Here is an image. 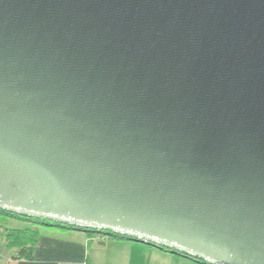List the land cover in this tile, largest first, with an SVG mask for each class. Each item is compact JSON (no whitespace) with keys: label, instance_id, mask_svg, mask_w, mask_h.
Segmentation results:
<instances>
[{"label":"water","instance_id":"95a60500","mask_svg":"<svg viewBox=\"0 0 264 264\" xmlns=\"http://www.w3.org/2000/svg\"><path fill=\"white\" fill-rule=\"evenodd\" d=\"M0 210L264 264V0H0Z\"/></svg>","mask_w":264,"mask_h":264},{"label":"crops","instance_id":"0c3cea01","mask_svg":"<svg viewBox=\"0 0 264 264\" xmlns=\"http://www.w3.org/2000/svg\"><path fill=\"white\" fill-rule=\"evenodd\" d=\"M13 228L0 230V264H199L147 244L108 237H90L88 233L58 227L39 228V242L33 261L18 260L5 236L11 229H25L28 223L13 220Z\"/></svg>","mask_w":264,"mask_h":264},{"label":"trees","instance_id":"16d2710c","mask_svg":"<svg viewBox=\"0 0 264 264\" xmlns=\"http://www.w3.org/2000/svg\"><path fill=\"white\" fill-rule=\"evenodd\" d=\"M0 217L8 220H19L29 224L25 229H13L5 236V241L10 249L16 250L17 254L15 256L18 260L33 261L35 257V250L39 242V228L41 227H58V228H70L77 229L71 226H63L58 223H50L46 220L24 217L17 214H12L10 212L0 210ZM90 237H108L110 239H124L128 238L122 237L120 235H107L103 232L97 231H86ZM164 251H171L168 248H163Z\"/></svg>","mask_w":264,"mask_h":264},{"label":"rangeland","instance_id":"374dc122","mask_svg":"<svg viewBox=\"0 0 264 264\" xmlns=\"http://www.w3.org/2000/svg\"><path fill=\"white\" fill-rule=\"evenodd\" d=\"M12 220H8V219H5V218H1L0 217V230L1 231H6V227L5 226H7L8 228H13V226H14V224L11 222ZM11 230H13V229H11ZM10 231V230H9Z\"/></svg>","mask_w":264,"mask_h":264}]
</instances>
